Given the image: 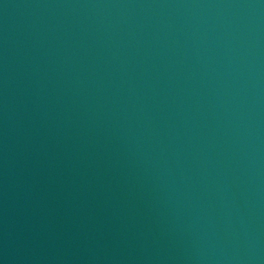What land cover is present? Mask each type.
I'll return each instance as SVG.
<instances>
[{
	"label": "water",
	"instance_id": "obj_1",
	"mask_svg": "<svg viewBox=\"0 0 264 264\" xmlns=\"http://www.w3.org/2000/svg\"><path fill=\"white\" fill-rule=\"evenodd\" d=\"M0 264H264V0H0Z\"/></svg>",
	"mask_w": 264,
	"mask_h": 264
}]
</instances>
